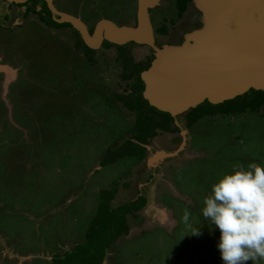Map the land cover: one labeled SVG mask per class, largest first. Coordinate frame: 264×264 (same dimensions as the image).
<instances>
[{
	"label": "rangeland",
	"instance_id": "obj_1",
	"mask_svg": "<svg viewBox=\"0 0 264 264\" xmlns=\"http://www.w3.org/2000/svg\"><path fill=\"white\" fill-rule=\"evenodd\" d=\"M52 1L90 28L100 19L136 24L138 0ZM174 3L160 0L148 11L153 29L167 25L166 34L153 33L157 48L180 45L202 27L193 0L179 18ZM34 14L20 17L23 25L17 17L13 27H0V65L9 69H0V264H53L55 254L83 242L98 190L115 178L113 205L136 199L139 181L149 201L127 215L129 234L117 237L101 264H224L220 230L202 215L204 199L235 165L264 167V107L203 116L191 127L182 112L173 116L179 130H159L145 158L100 166L105 150L132 134L135 113L113 96L129 92L132 79L120 77L114 46L93 49L90 64L73 27L52 34ZM127 46L137 61L154 51L146 44ZM160 150L171 155L161 157V167L150 160L147 168L146 159ZM196 229L199 235L192 234Z\"/></svg>",
	"mask_w": 264,
	"mask_h": 264
},
{
	"label": "water",
	"instance_id": "obj_2",
	"mask_svg": "<svg viewBox=\"0 0 264 264\" xmlns=\"http://www.w3.org/2000/svg\"><path fill=\"white\" fill-rule=\"evenodd\" d=\"M45 1L53 20L71 24L91 49L103 41L152 47L154 57L140 72L142 96L172 116L204 101L217 104L249 89L264 91V0H193L202 13V27L188 33L180 45L158 48L148 11L160 0H138L134 26L100 19L92 33L81 19L57 11L52 0ZM0 69L9 72L6 66Z\"/></svg>",
	"mask_w": 264,
	"mask_h": 264
},
{
	"label": "trees",
	"instance_id": "obj_3",
	"mask_svg": "<svg viewBox=\"0 0 264 264\" xmlns=\"http://www.w3.org/2000/svg\"><path fill=\"white\" fill-rule=\"evenodd\" d=\"M189 0H175L176 16L179 18L187 8ZM32 2V1H31ZM32 10H34L32 6ZM36 12V11H35ZM49 17V10H47ZM40 16H44L40 14ZM45 17V16H44ZM48 19V18H47ZM52 25L60 24L69 25V23H57L50 17L48 19ZM165 21H174L173 19H165ZM162 29V30H161ZM159 34H166L167 25L163 23L156 29ZM80 42H82L79 37ZM135 42H127L124 45H115L108 41L103 42L104 47L115 46L118 53L115 56L122 68L120 77L123 79H132L130 90L126 94L113 93L116 100L121 102L127 109L135 113L134 123L131 128V136L121 143L115 145L114 148L108 147L100 159V166L113 163L123 157H135L136 160L142 159L146 145L157 135L159 130L164 132H174L179 130L176 124H173L175 117L170 113L158 110L149 105L142 96L144 82L140 78V72L146 69L152 54L142 60H135L128 44ZM83 53L88 63L94 64L92 59L93 49L83 44ZM123 48L124 52L120 49ZM264 107V91L249 89L241 95H237L231 99L224 100L221 103L211 104L206 101L187 110L184 113L186 125L191 127L197 120L203 116L215 115H231L235 116L246 112L259 113ZM119 179L115 178L110 188H104L99 191L100 200L97 205L92 222L85 232V240L77 243L71 249L65 250L62 254H55L52 257L53 264H101L106 258L107 251L111 244L120 235H127L129 227L126 222L128 214H136L144 207L147 199L139 196L134 200L125 202L118 206H112L111 200L117 193V185Z\"/></svg>",
	"mask_w": 264,
	"mask_h": 264
},
{
	"label": "clouds",
	"instance_id": "obj_4",
	"mask_svg": "<svg viewBox=\"0 0 264 264\" xmlns=\"http://www.w3.org/2000/svg\"><path fill=\"white\" fill-rule=\"evenodd\" d=\"M202 215L220 230L217 247L224 264H258L264 260V167L235 165L212 186ZM190 213L185 210L187 224ZM199 235V230H193Z\"/></svg>",
	"mask_w": 264,
	"mask_h": 264
},
{
	"label": "flooded vegetation",
	"instance_id": "obj_5",
	"mask_svg": "<svg viewBox=\"0 0 264 264\" xmlns=\"http://www.w3.org/2000/svg\"><path fill=\"white\" fill-rule=\"evenodd\" d=\"M174 2H175V0H174ZM32 6L34 8V11H36V12L31 11ZM46 6H47V3H46L45 0H26L22 4L17 3V2H12V1L9 2V1H6V0H0V27L1 28H10V27H13V25H11V24L14 22V20L15 21L17 20V17L24 18L25 15L26 16L28 15L27 17H29V13L30 12L35 13L34 14V16H35L34 19H36L42 25V27L45 30H48L52 34L57 29H59L61 27H69V25H67V26H60V25L59 26H55V25H52L50 22H48L49 21L47 19L48 18V15H47V10L48 9H46ZM40 14L44 15L45 17L44 16L41 17ZM182 16H183V14H182ZM49 17L53 20L54 15L50 11H49ZM22 18L19 19L20 22L17 25L20 26V24H22L24 22V21L22 22ZM10 22H11V24H10ZM70 27L72 28L71 24H70ZM92 27H93V25H91V28H90V25H87V29H88L89 32L92 30ZM74 31H75V29H74ZM155 31H156V28L153 29L154 34H155ZM76 42L74 43V47L77 48V47H79V45ZM115 45H117V44H115ZM101 46L104 47L103 46V43L101 44ZM111 47H113V46H111ZM111 47H105V48H111ZM94 51H96V50H94ZM151 54L153 55L151 57V60H152L153 57H154V51L151 52L147 57H149Z\"/></svg>",
	"mask_w": 264,
	"mask_h": 264
},
{
	"label": "crops",
	"instance_id": "obj_6",
	"mask_svg": "<svg viewBox=\"0 0 264 264\" xmlns=\"http://www.w3.org/2000/svg\"><path fill=\"white\" fill-rule=\"evenodd\" d=\"M19 3V2H18ZM22 3H24V2H20V4H22ZM146 147V151H145V156H146V154L148 153V151L150 150V148L148 147V144L145 146ZM164 155H166V151H164V150H160V151H155V153L153 154V155H151L148 159H146V166H147V168H151L150 166H149V164H151L150 163V160H152L153 162L154 161H156V165H157V167H161L162 166V164H163V162H165V158L163 159V158H161L162 156H164ZM145 156H144V158H145ZM138 161H140V160H138ZM143 161V162H144ZM128 184H129V182L128 181H125V182H123V186H126L127 185V187H128ZM138 186H139V190H138V192H137V194H138V196L137 197H139V196H142V197H145L146 199H147V201H149V198L146 196V195H144L143 194V192H142V190H143V188L144 187H141L142 186V184L140 183V181H139V183H138ZM101 189H104V188H101ZM101 189H99L98 190V193H99V191L101 190ZM119 192V188L117 187V193ZM119 196V195H118ZM136 197V198H137ZM115 198L116 197H114L112 200H111V203L112 202H114L115 201ZM131 201V200H130ZM126 202H128V201H126ZM114 203H112V206H118V205H121V204H123V202L122 203H120V204H117V205H113ZM95 212L96 211H94V214H95ZM93 214V215H94ZM130 231V230H129ZM128 234H129V232H128ZM127 234V235H128ZM126 236V235H125Z\"/></svg>",
	"mask_w": 264,
	"mask_h": 264
},
{
	"label": "bare ground",
	"instance_id": "obj_7",
	"mask_svg": "<svg viewBox=\"0 0 264 264\" xmlns=\"http://www.w3.org/2000/svg\"><path fill=\"white\" fill-rule=\"evenodd\" d=\"M153 7H155V6H153Z\"/></svg>",
	"mask_w": 264,
	"mask_h": 264
}]
</instances>
